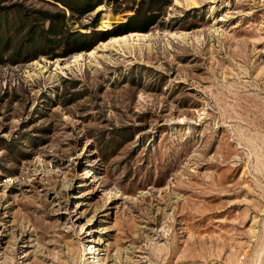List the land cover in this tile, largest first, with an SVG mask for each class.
Masks as SVG:
<instances>
[{
	"label": "rangeland",
	"instance_id": "374dc122",
	"mask_svg": "<svg viewBox=\"0 0 264 264\" xmlns=\"http://www.w3.org/2000/svg\"><path fill=\"white\" fill-rule=\"evenodd\" d=\"M100 1L82 15L0 4L64 8L90 32L147 0ZM163 4L146 29L66 55L60 36L15 54L25 35L11 29L0 264H264V0Z\"/></svg>",
	"mask_w": 264,
	"mask_h": 264
},
{
	"label": "trees",
	"instance_id": "16d2710c",
	"mask_svg": "<svg viewBox=\"0 0 264 264\" xmlns=\"http://www.w3.org/2000/svg\"><path fill=\"white\" fill-rule=\"evenodd\" d=\"M56 1L66 6L70 10V15H74L75 13H77V15L85 14L101 2L100 0ZM155 1H164V4L168 3V0H147L146 6L143 5V1L136 7L134 4H116L112 8L114 13L122 12L126 9L133 10V13L128 16L126 21L117 24L113 30L110 31H97L94 29L97 23V18H95L89 24L84 25V27H93L90 32L71 29L69 25H66L67 15L64 8L59 9L57 12H51L49 9L44 8H34L31 11H24V13H22V5L20 6L19 3L15 2L10 6H3L0 4V61L3 62L1 58V48L4 49L5 46L11 45L12 43V35L14 32L12 33L11 29L18 30L21 28V32L25 35V38H22L23 42H20L19 46L15 43L18 46H16L18 51L15 49V54L19 53L22 47H24L26 52H29L36 47L50 45V42H53L56 36H60L58 40H62L61 42L63 44L61 54L66 55L81 48L89 49L94 44L95 40L106 39L110 34L127 32L134 27L146 29L147 24H151L155 15L153 14L154 8L152 6V3ZM7 9H9V11ZM139 13L144 16L141 23L145 24L141 26L133 24L134 18ZM12 45L14 46V44ZM45 53L50 56L58 55L57 53H52V51H47Z\"/></svg>",
	"mask_w": 264,
	"mask_h": 264
}]
</instances>
